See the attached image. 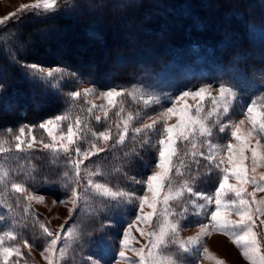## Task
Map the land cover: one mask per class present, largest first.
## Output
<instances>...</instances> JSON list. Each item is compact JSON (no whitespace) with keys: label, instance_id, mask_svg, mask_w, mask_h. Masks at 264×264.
<instances>
[{"label":"rangeland","instance_id":"obj_1","mask_svg":"<svg viewBox=\"0 0 264 264\" xmlns=\"http://www.w3.org/2000/svg\"><path fill=\"white\" fill-rule=\"evenodd\" d=\"M76 2L79 1L57 0L52 9L24 7V11H21L23 6L35 3V0H0V27L26 13L34 15L66 10L75 6ZM28 66L34 73H42L51 78L52 83L66 97L68 105L64 113L48 116L41 121L54 119L58 115L66 117L54 129L57 137L54 148L43 147L44 144L53 143L52 138L43 129L32 125H22L11 134H0V148L3 149L0 151V236H3L4 247L18 248L21 252L20 256H11L8 264H49V253L44 250L48 248L51 238L44 233L41 225L53 233L71 230V235H62L57 242L56 251L52 254L55 264H90L89 256L100 264H141L140 253L148 257L151 249L149 241L154 239L148 233H158L165 223H177L178 227L174 238L170 234L162 244L151 249L152 255L157 259L171 255L177 258L178 264H252L243 255V249L234 243L241 234L239 227L234 229L235 235L231 236L212 228L211 211L215 210V188L219 186V179L223 176L221 169L231 167L227 163L226 145L238 143L231 137V131L237 124L248 145L244 149L245 158L242 162L245 172L243 186L251 195L244 198L249 201H264V180L261 179L264 177V162L257 161L254 164L251 159V149L257 144V139L264 145V132L259 131L260 116L264 115V66L248 73L238 66L224 62L195 59L181 63L172 60L161 68L141 64L126 79L96 78L61 65ZM221 84L231 87L236 93L235 99L227 105V112L223 111L224 102L221 101L215 106L219 109L218 114L213 112V115L208 116L214 108L211 99L201 101L199 97L191 95L183 98L182 103L189 105L192 118L202 120L210 131L201 134L198 124L189 126L186 133L188 139L185 140L179 135V130H174L175 154L171 162L175 168L169 173L170 184L161 189L156 213L151 221L145 223L136 220V215L141 211H152L147 205L141 210L138 200L135 204H121L120 200L106 197L95 188L96 184H105L114 191H132L136 195L151 198V192L144 181L147 175L158 171L155 164L158 160L159 140L166 137L165 123L169 126L179 123L178 113L171 114L166 120L161 119L154 129H143V126L152 123L151 118L157 117L166 107L173 106V103L177 108L181 107V102L175 101V97L182 91L194 92L200 87H206L205 96L216 97L219 96ZM113 88L121 95L113 97L109 103L103 93ZM85 89L91 91L85 94ZM72 91L80 95L72 97ZM197 104L201 106L199 113L196 112ZM249 104L255 109V129L248 119ZM97 117L100 119L97 120ZM241 120L243 124H240ZM69 125L74 132L70 156L59 148L60 143L66 142L61 137L67 135ZM29 127L33 129L31 134L28 133ZM221 127L226 128V131L221 132ZM21 128L24 129L23 134L20 132ZM136 128H141L142 131L136 132ZM102 131L108 134V141L99 137L98 134ZM122 131L125 133L124 140L118 142ZM17 136H20L21 142L19 150H31L27 146L29 142L33 143V147L49 149L52 162L60 164V176L68 178L64 189L55 193L40 191L38 185L27 180L23 172L17 174V164H12L15 158L22 157L20 153L17 154L19 150L15 147ZM76 148H80L82 153L96 152L98 148L105 150L84 160L77 173L70 163L78 159ZM256 151L258 155H264V148L257 147ZM208 155H212L217 163L223 157L225 163L217 168L205 159ZM79 159H83L82 154ZM60 161L64 163H59ZM237 162L233 157V163ZM251 178H255L259 187L250 182ZM89 179L93 184L88 183ZM184 181H188L196 192L203 195L193 196L184 191L181 196L175 197V192ZM228 183H239L230 171ZM13 184L21 185L26 191H16ZM73 190L77 192L75 208L71 199ZM169 191L174 198L163 203V197ZM29 196L33 198L30 199ZM36 196H42L43 199L37 200L34 198ZM204 196H212L213 202L208 204ZM234 199V193L226 192L222 204ZM257 207L264 208V204H249V209ZM222 211L233 221L240 219L236 205L222 207ZM26 221L28 223L25 225ZM262 221L264 215H254L251 231L255 233L261 254L264 255ZM201 225H209L207 235H201L199 243L188 245L187 250L182 248L181 243L186 242L189 237L197 236ZM125 228L130 233L128 247L125 249L128 259L121 260L118 253ZM138 229H143L145 234L142 235ZM204 249L208 251L204 252ZM0 264H4L2 257ZM146 264H152V261H146Z\"/></svg>","mask_w":264,"mask_h":264},{"label":"trees","instance_id":"obj_2","mask_svg":"<svg viewBox=\"0 0 264 264\" xmlns=\"http://www.w3.org/2000/svg\"><path fill=\"white\" fill-rule=\"evenodd\" d=\"M78 1L0 27V134L22 125L38 128L44 118L66 111V97L30 64L61 65L101 79H126L141 64L161 68L172 60L224 62L248 73L264 66V0ZM19 153L12 161L17 174L40 191L66 187L68 178L60 176L49 149Z\"/></svg>","mask_w":264,"mask_h":264},{"label":"snow or ice","instance_id":"obj_3","mask_svg":"<svg viewBox=\"0 0 264 264\" xmlns=\"http://www.w3.org/2000/svg\"><path fill=\"white\" fill-rule=\"evenodd\" d=\"M57 0H35V3L28 4L26 6H23L21 8V11H24V7L27 8H41L47 10L52 9L56 6ZM50 71V70H49ZM85 94H87L91 89H85ZM206 93V87H200L197 91L190 92V91H182L179 95L175 97V101L181 102L182 106L177 108L175 103H173V106L166 107L163 112H161L157 117L151 118L152 123L145 124L143 126V129H154L156 127V124L161 120L170 116L171 114H177L178 113V119L179 123H177L174 126H169L167 123H165L164 132L166 133V137L159 140V151H158V160L156 161L155 167L158 171L152 172V174L147 175L146 180L144 183H146L147 188L151 192V198H149L147 195H136L132 191H124V190H116L114 191L111 187L105 185V184H96L95 188L98 191H101L102 195L106 197H110L113 200H120L121 204L124 203H132L135 204V202L138 200L140 209L142 210L145 205H147L148 208L152 209V211H149L147 213H141L136 215V220H142L145 223L151 221L152 217L156 213L157 209V203H158V196L161 193L162 187H166L168 184H170L169 181V173L173 171L175 166L172 164V157L175 154V149L173 147L175 141H174V130H179V135L183 139H188V136L186 133L189 131V126H195L199 125V131L201 134L208 133L210 130L206 127L205 123L200 120L196 119L194 120L189 112V105L186 103H182L183 98L188 96H196L199 97L201 101L204 99H211L213 101V111H210L208 113V116L213 115V112H219V109H217L215 106L219 105L221 101L224 102V108L223 111L227 112L228 107L227 105L231 103L232 100L235 99L236 93L231 87H226L224 84H221L219 86V96L212 97V96H205ZM72 97H76L80 95V93L76 91H72L70 93ZM109 101V103L112 102L113 97L121 95L120 92H118L115 88L111 89L110 91H107L103 93ZM196 112H201V106L200 104H197L196 106ZM255 109L252 104H249L247 107V114L248 119L251 121L254 129L257 124L256 115H254ZM62 119H66V117L62 116H56L54 119H48L44 122L39 124V128L46 131L47 135L52 138L53 143L51 144H44V148H54L56 146V140L57 137L54 135V129L59 127V123ZM97 120L100 118L97 117ZM260 123H259V131L264 132V115L260 116ZM240 124H243V121H240ZM32 127L28 128V133H32ZM125 131H127V123H125ZM136 132L142 131L141 128H136ZM221 132H225L226 128L221 127ZM21 134L24 133V129H20ZM124 131L120 133L119 141L122 142L124 140ZM250 134V133H249ZM95 135V133H94ZM99 137L103 138L104 141L109 140L108 134L106 132H100ZM73 137L74 132L71 125L68 127L67 135L61 137L62 142L59 144V148L63 150L65 153H68L69 156L71 155L70 147L73 143ZM231 137L234 138L238 143L232 144L229 143L226 145L227 148V163L231 165L230 168H223L221 171L223 172V176L219 179V186L215 188V197H214V203H215V210L211 211V227L218 229L225 233L226 235H235L234 229L239 227V230L241 234L234 240V243H236L238 246H240L243 249V255L249 259L252 264H264V255L261 254V248L260 243L256 239L255 233L251 231V222L253 221L254 215L257 213H260L264 215V208H254L249 209V204H264V201L257 202L256 200L249 201L244 198L246 195H251L250 193L246 192L245 187L243 186L244 180H245V172L243 167V160H244V149L248 147L247 143L245 142V138L241 136L239 131V124H237L233 130L231 131ZM135 139V137H133ZM34 139V138H33ZM17 143L15 145L16 149L21 148V142H20V136L16 137ZM29 148H32L34 145L32 142H29L27 145ZM195 147V145H193ZM209 147H211V144H209ZM261 147L264 148V145L260 144L259 139H257V144L252 147L251 149V159L253 163L255 164L257 161L264 162V155H258L256 148ZM104 148H98L96 149V152H102L104 151ZM0 151H3L2 148H0ZM78 159L74 161H70L72 163L73 167L77 170V173L80 171L81 165L84 163V160L88 159L89 157L96 155V152L92 151H85L82 153V150L80 148L75 149ZM83 155V159H79V157ZM194 155L196 153H193ZM201 156H203V153H200ZM233 157L236 158L238 161L237 163H233ZM209 161L210 164H214L217 168H220L221 164L225 163V160L223 157L220 158L219 163L213 158L212 155H208L205 157ZM175 171H179V169H175ZM229 171L232 173L233 176L236 177L237 181L239 183L237 184H231L228 183V173ZM264 180V177L261 178ZM250 182L256 186L259 187V185L256 184L255 178H251ZM89 184H93V181L91 179L88 180ZM12 187L16 191H22L26 189H22L21 185L13 184ZM184 191H187L193 196H202V193L196 192L191 184L188 181H184L181 185V188L175 192V197H179L182 195ZM232 192L235 194L236 199L231 200L227 203L222 204L223 197L226 192ZM29 198H33L32 196H29ZM37 200H42V196H36L34 197ZM124 198V199H121ZM173 195L169 191L168 194H165L163 197V203H167L170 199H173ZM204 200L211 204L213 202L212 196H204ZM71 199L73 203V208H75L77 203V192L76 190H73L71 193ZM62 202V201H61ZM232 205H236V211L240 216V219L238 221L231 220L228 215L222 211V207H230ZM200 207H205V205H200ZM72 216V210H69V217ZM132 223H135L133 221ZM264 223V221H262ZM43 228L44 233L50 237L49 246L44 251L49 253V264H55V260L52 258V254L56 251V246L58 240L61 239L63 236L71 235V230L69 229L67 232H55L53 233L50 231L47 227L44 225H41ZM63 228V225L61 226ZM129 227H131V224H129ZM178 225L177 223H165L163 226L159 228L158 233H148L150 237H154V239H150L149 243L151 245V249H155L159 244H162L164 242V238L168 235H172L174 238L175 231L177 229ZM209 225H201V231L197 233V236L195 237H189L186 242L181 243V247L185 248L187 250V246L190 244L199 243V237L201 235H207V229ZM141 234H145L143 229H138ZM9 235L10 234H7ZM123 239L120 240V246L121 250L118 253V257L121 260H127L128 257L125 255V249L128 247V241L130 237V233L127 228L123 231ZM27 242H25L26 244ZM150 249L149 256L144 257L143 253L141 252V264H146V261L151 260L152 264H178L177 258L168 255L163 256L162 258L157 259L155 256L152 255V251ZM207 249H204V252H207ZM61 252H63V249H61ZM13 255L20 256L21 252L20 249L16 248H9L3 246V236H0V257L3 258L4 264H8L9 258ZM88 260L90 264H100L98 260H95L93 257L89 256Z\"/></svg>","mask_w":264,"mask_h":264}]
</instances>
